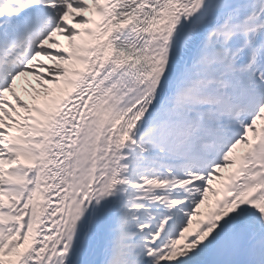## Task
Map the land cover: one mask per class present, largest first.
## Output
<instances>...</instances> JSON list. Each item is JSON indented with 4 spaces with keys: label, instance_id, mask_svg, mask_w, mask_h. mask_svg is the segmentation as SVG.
I'll list each match as a JSON object with an SVG mask.
<instances>
[{
    "label": "snow or ice",
    "instance_id": "snow-or-ice-1",
    "mask_svg": "<svg viewBox=\"0 0 264 264\" xmlns=\"http://www.w3.org/2000/svg\"><path fill=\"white\" fill-rule=\"evenodd\" d=\"M0 264H264V0H0Z\"/></svg>",
    "mask_w": 264,
    "mask_h": 264
}]
</instances>
